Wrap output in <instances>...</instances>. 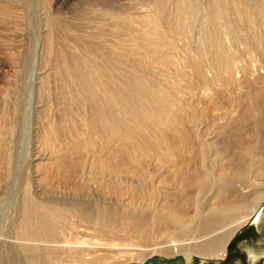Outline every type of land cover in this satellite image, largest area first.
<instances>
[{"label":"bare ground","instance_id":"bare-ground-1","mask_svg":"<svg viewBox=\"0 0 264 264\" xmlns=\"http://www.w3.org/2000/svg\"><path fill=\"white\" fill-rule=\"evenodd\" d=\"M196 1L145 0L144 9L133 16L109 15L112 20L109 37L103 35L96 39L97 43L83 41V50L73 42L78 52L56 54L53 74L58 83L55 97L62 103L60 119L53 123L45 113L46 121L42 115L39 124L48 140L59 143L66 131L71 136L64 145H57L60 149L54 151L56 163L39 180L48 183L54 177L66 184L78 176L86 162L84 153L89 154L83 148L89 145L92 166L116 176L135 177L136 185L145 189L142 194L150 207L147 210L123 207L106 214L98 210L93 216L78 208L73 213L75 217L86 219L91 226L99 225L103 228L101 234L123 232L130 238L124 241L139 238L142 233L152 235L154 240L163 239L168 244L161 253L182 254L187 262L193 255L223 258L234 234L255 217L259 241L244 246L254 262L264 255V207L256 213L264 203V87H250L244 95L241 93L242 83L234 78L238 72L237 69L235 74L232 72L234 57L227 49L224 35L240 39L264 59V0H202L198 14L201 25L198 47L202 57L198 58L185 53V44L179 41L183 31L193 30L187 17L195 11ZM50 18L47 13L48 52L53 48L54 24ZM74 37L80 39L78 34ZM259 77L264 81V75ZM215 81L222 89L230 86L233 92L237 91L230 92L231 108L239 106L244 96L249 103L240 115L230 116L231 109L226 122L217 124V132L202 138L190 125L197 114L188 97L194 94L197 97V89L202 90L200 95L207 100L209 108L217 109L221 105V92L216 90L218 83L213 85V92L207 89ZM48 83L46 77L38 80L40 97L50 95ZM31 86L33 93L36 87L33 83ZM32 116L26 128L28 136L33 129L35 136L39 132V125L33 128L30 122ZM12 121L9 125L14 130ZM232 123L236 124L234 128L230 127ZM227 124L230 129L225 128ZM5 133V125L0 123V177L9 160ZM28 141L32 145L31 136ZM63 148H70L72 155L66 157L61 153ZM149 159L158 167L153 173L141 165L142 160L147 163ZM244 178L252 188L246 193V186L241 185L240 194L236 195L238 189L231 190V186ZM109 181L103 179L99 184L113 187L116 193H123L129 187L122 186V181L120 185ZM31 184L32 179L26 182L25 195L22 194L16 237L26 241L21 250L27 254V264H42L46 259L36 258L34 252L41 243L57 241L56 237L66 226V217L60 208L38 201L34 195L40 185L34 188L33 195ZM130 185L131 194L140 188L135 183ZM190 225L191 232L187 230ZM71 227L76 228L73 224ZM81 241L76 239L70 247L77 258L90 254L87 245L94 246L92 242L85 243V247L78 249Z\"/></svg>","mask_w":264,"mask_h":264},{"label":"rangeland","instance_id":"rangeland-1","mask_svg":"<svg viewBox=\"0 0 264 264\" xmlns=\"http://www.w3.org/2000/svg\"><path fill=\"white\" fill-rule=\"evenodd\" d=\"M144 3L145 0H0V123L5 125L7 132L5 133L8 141L6 151L9 155V160L4 165V169H1L4 172L0 177V264H27V254L21 250V246L26 241L16 236L18 235V218L25 195V184L31 179V192L33 195L34 188L40 185L36 189L38 192L35 193V198L37 197L38 201L46 202L49 206L60 208L61 214L64 218L66 217V226L62 233L56 237L57 241L47 244L41 243L36 252H34V256H37L36 258L46 259L42 264H139L141 260H144L149 255L156 256L160 264H264V255L252 262L244 249L245 245L259 241L257 239L258 230L254 222L255 217L234 234L223 258H203L193 255L189 262L186 261L185 256L182 254L167 256L161 253L162 247L168 243L160 238L154 240L153 236L148 233L140 234L139 238L135 236L131 241H124L130 238L126 234L124 235L123 232L101 234L100 230L103 228L99 225L94 224L91 226L86 219L75 217L73 213L78 208L93 216L98 210L106 214L115 211V209L120 210L123 207H127L128 210L133 208L147 210L150 207V205L148 206L150 202L143 195L145 189L138 184L136 185L138 181L135 177L124 174H121V177L120 175L116 176V174L102 172L92 166V158L89 155L91 148L89 145L83 148L89 154L86 155L84 153L86 162L83 163L78 176L70 178L66 184L57 182L54 177L48 183L39 180V178L44 176L45 170L48 167H53L56 163V153L54 151L55 149H60L57 145H64L67 142V138L71 136L66 131L61 135L62 140L60 139V142L56 143V141L46 138V132L42 131V126L39 124L42 119L46 121L45 113L47 118L51 119L50 121H53V123H57L60 119L62 103L55 97L58 91V83L56 76L53 74L56 54L60 51L66 54L76 53L79 50L75 48L74 43L79 44L80 49L83 50V41L97 43V40L101 39V37H109L112 21L109 15L133 16L144 9ZM200 5H202V0H197L194 6L195 11H193L191 16L187 17L193 30L183 31L179 37V39H182V41L181 39L179 40L180 43H184L185 49H187V51L184 49L185 53L196 55V58L198 56L202 57V50L198 47L201 33L198 15ZM47 13L54 24L52 26L53 48L50 52L45 48L47 30L45 16ZM74 34H78L81 40H76ZM224 38L228 44V51L234 57L235 69L232 72L234 74L238 72L236 73L238 77L234 75V78L242 83L241 93L244 95L250 87L251 89L253 87L255 89L258 87L263 89L264 81L259 77L264 75V59L261 54L249 49L246 43H242L240 39L232 37V35L225 34ZM184 51L181 52L182 55ZM42 77H46L47 83L49 82L48 92L51 97L39 96L36 86H38L37 82ZM32 83L36 87L33 93ZM212 83H210L212 87L208 86V91L211 90L210 92H213L215 90L213 85L217 86L218 83L219 86H217L216 90L221 92L219 94L221 105L217 109L211 110L209 108L207 100L200 95L202 90L197 89V97L195 94L188 97V100H192L193 107L196 110L195 113L197 114V117L190 124L193 127L191 128L198 131L202 138L209 137L212 131L217 132L215 131L218 127L217 124L225 123L228 115H230L229 112L231 113L232 111L230 116L240 115L246 110L249 103L244 96L241 98L244 101L242 100L243 102L241 101L242 103L240 102L239 106L235 105L231 108L230 99H228L230 92L234 93L237 91L233 92L230 86L222 89L219 82ZM34 111L37 112V116ZM30 115H33V119L30 121L31 123L33 122V128L39 125L37 128L39 132L36 136V130L34 129L32 135L28 136L26 128ZM42 115L43 118L41 119ZM214 117L216 119L211 122ZM10 120H13L14 130L9 125ZM235 125V123H232L231 126L227 124L225 128H234ZM244 125L248 126V123L245 122ZM188 129L190 130L189 126ZM208 133L209 135H207ZM30 136L32 137V145L28 141ZM10 138L11 140H9ZM208 139L210 140L211 138ZM61 151L66 157L72 155L70 148H63ZM48 156L50 157L48 158ZM150 160H147V163H143L142 160L141 165L148 173H153L157 166L155 167L156 163L154 160ZM148 161L152 162V164ZM145 166H148V168ZM107 174H109L108 177H106ZM113 177H116V179ZM103 179L110 180V183L118 185H120V181L126 179V182L125 180L122 181L124 183V185L121 184L122 186L127 185L131 188L130 184L134 185L135 183L134 186L140 188H138L137 192H132L133 194L130 193L129 187H127L129 191L125 190L123 193H116L113 187H103L99 184V181ZM114 179L119 181L116 182ZM34 181L37 182L35 183ZM237 182L231 186V190L238 189L236 195L240 194L241 185L246 186L244 188L245 190L247 189L246 193L252 188L249 184L250 182L245 178ZM244 189L242 191H245ZM138 194L142 197L140 198ZM133 195L134 197L132 198L131 196ZM146 201H148L147 204H145ZM136 203L138 204L136 205ZM263 205L264 203L260 205L256 213L260 208L264 207ZM71 224L76 226V228H72ZM192 226H195V222ZM79 227L81 228L79 229ZM187 230L191 232V225L187 226ZM91 237L92 240L90 241ZM17 238L18 241H16ZM76 239L82 240V243L78 244L80 245L78 249L85 247V243H93V247H88V245L85 247L90 251L89 255L85 254L83 258H77L75 253L72 254L73 251L70 247H72V243L75 244ZM97 239L100 240L97 241ZM67 240L70 243H67ZM120 241L121 243H118ZM98 242L101 244L99 243L98 245ZM85 257L88 258L86 259Z\"/></svg>","mask_w":264,"mask_h":264},{"label":"water","instance_id":"water-1","mask_svg":"<svg viewBox=\"0 0 264 264\" xmlns=\"http://www.w3.org/2000/svg\"><path fill=\"white\" fill-rule=\"evenodd\" d=\"M139 264H158V259L156 256H148L144 258Z\"/></svg>","mask_w":264,"mask_h":264}]
</instances>
